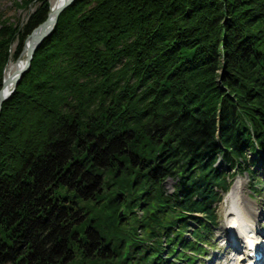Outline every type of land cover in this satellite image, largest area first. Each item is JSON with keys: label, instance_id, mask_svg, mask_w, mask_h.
Masks as SVG:
<instances>
[{"label": "trees", "instance_id": "16d2710c", "mask_svg": "<svg viewBox=\"0 0 264 264\" xmlns=\"http://www.w3.org/2000/svg\"><path fill=\"white\" fill-rule=\"evenodd\" d=\"M37 2L0 14V85ZM56 19L0 107V264L194 263L233 175L261 183L264 0H73Z\"/></svg>", "mask_w": 264, "mask_h": 264}, {"label": "rangeland", "instance_id": "374dc122", "mask_svg": "<svg viewBox=\"0 0 264 264\" xmlns=\"http://www.w3.org/2000/svg\"><path fill=\"white\" fill-rule=\"evenodd\" d=\"M20 0H0V14L2 17L8 18V21L11 22H17V23H23L25 20V17L27 14L33 10V8L38 3L37 0H34L33 2L22 6L15 2H19ZM50 5L55 2V0H49ZM15 43V42H14ZM12 43L11 51L13 50L15 44ZM24 56L20 54V58L16 59H23ZM16 60H9L6 65L5 69L9 66H12L15 64ZM3 70V74L4 71ZM262 158V159H261ZM262 165H264V154L260 157ZM261 165V166H262ZM257 174L260 175L261 183H257L256 189H252L251 185L253 183V180L250 179V176L246 174L245 171L233 175V178L231 179V187L237 184L236 187L238 188V195H241L242 192L245 193L246 196H249V201L252 203H258L259 208H261L264 211V173L256 171ZM263 176V177H262ZM241 180L244 181L241 185ZM173 182V178L166 177L164 180V188L170 189ZM239 185V186H238ZM230 187V188H231ZM244 188V189H243ZM260 192V193H259ZM241 193V194H240ZM256 193H258L256 195ZM255 194V195H254ZM225 197L226 194L222 195ZM251 203V204H252ZM237 205V201L235 199L231 198L228 200V202L224 201V198L218 203L217 210L219 215V223L216 225L211 233H213V237L211 239V245H206L207 249L205 254L200 255L201 257H198L196 261L192 264H223V259L227 257V251L229 250V247L223 243V236L222 233L223 229L221 228V224H223L226 220H230L231 218H237V215L234 214V211H236L234 208ZM240 206V204H239ZM264 223V222H263ZM224 232V231H223ZM186 235H189L187 231H185ZM224 252L225 257H221V254ZM180 264H183L182 260H179Z\"/></svg>", "mask_w": 264, "mask_h": 264}, {"label": "bare ground", "instance_id": "6f19581e", "mask_svg": "<svg viewBox=\"0 0 264 264\" xmlns=\"http://www.w3.org/2000/svg\"><path fill=\"white\" fill-rule=\"evenodd\" d=\"M61 0H55V2L54 3H52L51 4V10L54 8V6H56L57 4H59V2H60ZM34 32H32L31 34H30V36L28 37V38H26V41H25V43H26V47H27V45L29 44V42L35 37V35H36V31H35V29L33 30ZM22 61H23V59H20L19 61H17L14 65H12V66H9V67H7L6 69H5V71H4V78L5 77H12V75L14 74V70H15V68L16 67H19L20 66V64L22 63ZM11 86V84L8 82V81H6V83H4L2 86H1V89L3 90V92L5 93L8 89H9V87ZM243 182L244 181H242L241 180V185H240V187L242 188L243 186H242V184H243ZM232 184V183H231ZM231 184H230V186H229V190L225 193L226 194V196L224 197L223 196V198H224V201L225 202H228V200H230L231 198H233V199H235V201H237V205H239V203L241 204V206H240V209L239 208H237L236 206H235V210H236V214H237V216H238V227H237V229L239 230V233L241 232V233H243L244 234V236H248V237H250V234H248V232H246V230L245 229H247L248 228V226H249V229H248V231H252V233L253 232H256L255 230H254V228H253V225H254V223L255 224H258V225H260V222H264V211L261 209V208H259V205H258V203H252V202H250L249 201V196H246L245 195V193H243L242 192V194L241 195H238L237 193H238V188L236 187V183H235V185L234 186H232L231 187ZM239 186V185H238ZM231 187V188H230ZM244 189V188H243ZM224 194V195H225ZM222 198V199H223ZM252 203V204H251ZM232 220H234L233 218H231L230 220H229V222L228 223H223L222 224V227H223V231H222V233L224 234V235H226L227 234V236H228V229H227V225H229L231 222H232ZM248 223V224H247ZM256 228L259 230V227H257L256 226ZM239 238V234L238 235H236V241H237V239ZM255 237H253V239L251 238V239H249V241L250 242H252V243H254V241H255ZM238 243V242H237ZM260 264H264V259H262V260H260Z\"/></svg>", "mask_w": 264, "mask_h": 264}, {"label": "water", "instance_id": "95a60500", "mask_svg": "<svg viewBox=\"0 0 264 264\" xmlns=\"http://www.w3.org/2000/svg\"><path fill=\"white\" fill-rule=\"evenodd\" d=\"M73 0H61L59 2V4H57L56 6H54V8L52 10H50L48 12V14L46 15V17L43 19V21H41L40 23L37 24V26H35L31 31L30 34L32 32H34L33 30L35 29L36 31V35L35 37L29 42V44L27 45V47L25 46L26 43L24 41L23 47L19 53V55H24L23 61L20 64L19 67L15 68V72L12 75V77H2V82L0 85V107L1 104L3 102V100L6 99V97L14 90L13 88L16 86L17 82L19 81V79L21 78L20 76L22 75L23 72H25L28 69V65L30 62V59L32 57V53L35 50V48L38 47L40 41L49 34L53 24L56 22V18L59 14L60 11H62L64 8H66L67 5L70 4V2H72ZM29 34V35H30ZM28 35V36H29ZM27 36V38H28ZM20 59H16L15 63L17 61H19ZM6 81H8L11 86L9 87V89L4 93L3 90L1 89V86L6 83Z\"/></svg>", "mask_w": 264, "mask_h": 264}]
</instances>
